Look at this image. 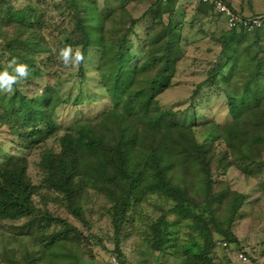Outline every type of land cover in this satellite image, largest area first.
<instances>
[{"label": "rangeland", "instance_id": "rangeland-1", "mask_svg": "<svg viewBox=\"0 0 264 264\" xmlns=\"http://www.w3.org/2000/svg\"><path fill=\"white\" fill-rule=\"evenodd\" d=\"M227 1L246 16L264 14V0ZM156 2L0 0L2 33L12 36L14 29L9 25L13 19L11 14L13 11H24L26 29L23 30L28 33L27 36L35 35L41 44L51 49L49 53L32 54L41 75L31 80L21 78L17 85L19 91L27 99L51 94V106H56L55 110L51 107L47 113L53 117L56 130L46 141L29 137L35 128L31 119L0 110V164L26 160L28 176L38 189V194L34 196L37 208L66 220L81 232H64L61 223L55 220L47 222L41 215L20 221L0 219V264H108L113 257L118 258L117 249L123 253V258L134 256L139 264H185L184 250L198 252L204 245L194 218H184L174 212L172 201L163 200L158 195H149L139 204L132 203L126 220L118 229L111 212L112 203L105 194L88 188L83 203V218H77L62 202L59 193L45 187L47 175L39 167L45 151L59 153V137L71 131L80 121L99 124L97 121L115 104L105 87V69L100 67L102 50L90 49L84 60V75L80 73L79 63L65 66L63 62V50L71 48L72 55L81 52V47L76 46L80 39L77 10L88 28H101L105 32L108 44L116 43L127 33V39L133 45L130 49L133 57L131 65L135 67L145 63L149 56L151 59L158 57L164 42L170 39L165 29L173 25L175 36L172 38L179 43L174 44L167 71L158 78L161 85L168 87L156 93L154 105L160 111L175 112V122L193 128L200 144L214 146L211 168L215 192L229 188L245 197L231 226L239 245L232 244L233 250H226L219 243L214 252L216 264H238L231 261L234 248L249 249L254 258L264 260V147L254 153L253 160L241 159L239 153L228 150L220 131L212 128L215 123L220 126L232 124L249 106L264 107V75L251 82L255 63L261 59L264 61L261 49V46L264 47V32L259 35L260 39L246 31L230 34L222 19L212 10L199 9L192 0H177L173 10H166ZM160 11H163L162 22L157 13ZM250 12L253 15H247ZM134 19L137 20L136 25L129 31ZM225 37H229L230 48L223 52L221 39ZM220 58L222 69L210 74ZM14 59L17 62L18 59L7 50L5 41L0 37V67H15L16 64H12ZM162 63H148L149 74L156 76ZM142 84L131 91L141 96L148 95L150 86ZM0 96L8 98L11 92L0 90ZM230 97L235 101L233 107L229 105ZM232 110L236 112L233 115ZM7 114L12 122L2 124L3 115ZM44 124L41 123L40 127L43 128ZM227 150L225 157L223 154ZM169 177L186 188L195 203L204 200L206 193L201 194L203 197L197 194L205 187V175L199 164L188 162L177 165L169 172ZM220 199L215 202L216 214L226 227L225 217L232 204V195ZM194 210L200 212V208ZM158 220L162 222L161 236L165 224H169V236L162 244L164 248H159L150 237ZM211 227L213 238L223 239L217 229L213 225ZM51 237L53 239L49 242ZM47 243H52V247L47 249Z\"/></svg>", "mask_w": 264, "mask_h": 264}, {"label": "trees", "instance_id": "trees-1", "mask_svg": "<svg viewBox=\"0 0 264 264\" xmlns=\"http://www.w3.org/2000/svg\"><path fill=\"white\" fill-rule=\"evenodd\" d=\"M156 4L163 5L166 10H173L177 0H169L166 3L157 0ZM197 5L199 9L203 7L204 10H212L209 4L197 3ZM157 13H159V21L162 22L163 11ZM76 14L77 29L80 33L76 46L81 47V54L84 57L79 62L80 73L84 75V60L90 49L102 50L100 67L105 69V87L115 104L97 121L99 124H95L94 121H80L71 131L59 137L58 145L61 149L59 153L52 150L45 151L39 163L41 171L47 175L45 187L59 193L62 196V202L66 203L71 213L77 218H83V203L88 194V188H94L101 194H105L112 203L111 212L116 218L118 229L126 220L132 203L139 204L149 195H158L163 200L172 201L174 212L184 218L190 216L194 218L196 227L204 239V245L200 247V251L184 250L185 264H216L214 252L219 243L222 245L227 243L226 250H233L232 244L239 245L231 226L245 197L230 191L229 188L215 192L211 168L213 160L211 154L214 146L200 144L193 128L180 126L175 122V112L160 111L154 105L156 93L163 92L168 87L161 85L158 78L167 71L172 61L174 44L179 43V41H173L172 37L175 36L173 25L170 24L165 29L170 39L164 42L163 51L158 54V57L151 59L149 56L145 63L135 67L131 65L133 57L130 49L133 45L127 39V33L116 43L108 44L105 41V32L101 28H88L78 10ZM11 15L13 19L9 25L14 29V33L8 36L0 31V37L5 41L7 50L18 60L15 67L1 66L0 71L1 73L7 71L12 75L17 66L23 65L28 75L22 80H31L41 75L40 70H37L35 66V58L32 54L49 53L51 49L41 44L35 35L27 36L28 33L23 30L26 23L24 11H13ZM136 22L135 19L132 21L129 31H132ZM228 32L235 34L236 30H228ZM263 32L264 28L252 33L259 36ZM258 38L260 39V36ZM221 41L223 52L228 51L229 37ZM261 49L264 53V47L261 46ZM148 63H162L156 76L149 74ZM222 65L220 58L215 62L216 68H212L210 74L221 70ZM255 69L251 75V82L256 77L264 75L262 59L255 63ZM210 77L213 82H216L215 78ZM20 81L21 78L13 84L11 96L8 98L0 96V110L31 119L30 121L35 123V128L29 137L46 141L55 134L56 130L53 117L47 115L52 107L51 94L45 93L35 99H27L17 87ZM139 84L144 87L150 86L148 95L141 96L131 91ZM124 96L125 100H119ZM229 105L235 106L233 97H230ZM52 108L55 110L56 106ZM245 110L232 124L220 126L215 123L212 128L220 131L228 150L239 153L241 159L253 160L254 153L263 150L264 147V107L249 106ZM231 112L232 115L233 112L236 113L233 110ZM8 116V114L3 115L2 124L10 123L11 116ZM21 118L19 121L22 120ZM24 123L26 125V121ZM41 123H45L43 128L40 127ZM228 150L223 154L225 157L228 155ZM188 162L199 164L200 170L205 175V187L197 194L199 196L206 194L199 204L194 202L186 188L169 177V172L173 171L177 165ZM37 194L38 189L28 176L26 160H18L8 165L0 164L1 220L20 221L26 218H38L41 215L47 222L55 220L61 223L64 232L81 233L77 227L66 220L53 217L49 212H43L37 208L34 201V196ZM228 194L232 195V204L225 217L226 227H224L216 214L215 202ZM219 201L222 202L221 199ZM195 208H200V212L196 213ZM211 225L217 229L223 239L213 238ZM161 226L162 222L158 220L154 224V234H150L159 248L163 247V241L169 236L167 231L169 224H165L162 236L160 235L163 232ZM52 239L51 237L49 242ZM47 244V249L52 247V243ZM116 251L118 258L120 257L118 260L121 259L119 264H126L123 253L119 249Z\"/></svg>", "mask_w": 264, "mask_h": 264}, {"label": "built area", "instance_id": "built-area-1", "mask_svg": "<svg viewBox=\"0 0 264 264\" xmlns=\"http://www.w3.org/2000/svg\"><path fill=\"white\" fill-rule=\"evenodd\" d=\"M169 0H162L163 3ZM195 3H204L212 6V11L224 22L227 30L254 32L264 28V15L245 16L225 0H192ZM227 247V243H223ZM233 263L264 264V260L254 258L252 252L246 248H234ZM108 264H119L117 257H113Z\"/></svg>", "mask_w": 264, "mask_h": 264}, {"label": "clouds", "instance_id": "clouds-1", "mask_svg": "<svg viewBox=\"0 0 264 264\" xmlns=\"http://www.w3.org/2000/svg\"><path fill=\"white\" fill-rule=\"evenodd\" d=\"M240 12V11H239ZM244 15V14H243ZM264 15V14H261ZM61 57L65 66L73 63H79L84 59L81 52L77 51L72 55V49L67 48L61 52ZM12 64H16L15 59L12 61ZM28 75L27 69L25 66L20 65L14 69V74L10 75L7 71L0 73V90L4 92H12L13 84L20 78H25Z\"/></svg>", "mask_w": 264, "mask_h": 264}, {"label": "crops", "instance_id": "crops-1", "mask_svg": "<svg viewBox=\"0 0 264 264\" xmlns=\"http://www.w3.org/2000/svg\"><path fill=\"white\" fill-rule=\"evenodd\" d=\"M225 1H227V0H225ZM228 2V1H227ZM195 3V2H194ZM229 3V2H228ZM195 4H197V3H195ZM196 10V9H195ZM242 13V12H241ZM251 13V12H250ZM256 14H258V13H256ZM244 15H245V13H244ZM247 15H253L252 13L251 14H247ZM246 16V15H245ZM145 24H147V23H145ZM125 261H126V264H139L138 263V259L136 260V258L134 257V256H132V257H126L125 256Z\"/></svg>", "mask_w": 264, "mask_h": 264}]
</instances>
